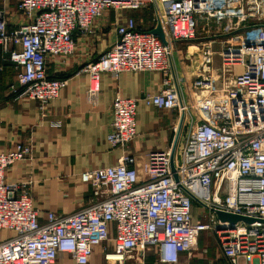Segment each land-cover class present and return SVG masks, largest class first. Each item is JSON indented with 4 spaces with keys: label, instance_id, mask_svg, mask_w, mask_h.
<instances>
[{
    "label": "built area",
    "instance_id": "2783aa9c",
    "mask_svg": "<svg viewBox=\"0 0 264 264\" xmlns=\"http://www.w3.org/2000/svg\"><path fill=\"white\" fill-rule=\"evenodd\" d=\"M18 7L28 20L13 29L0 9V46L19 69L14 94L38 101L42 117L69 84L48 75L49 59L73 55L75 31L88 36L96 19L111 10L150 11L153 26L145 29L133 17L116 24L115 42L80 69L89 75V102L97 103L103 73L116 78L161 72L160 92L142 100L180 115L188 110L185 83L196 95L210 94L197 96L194 106L204 116H182L175 129L177 142L187 127L180 161L173 144L149 152L140 167L133 155L123 154L116 165L86 170L82 181L105 190V198L66 216L48 212L43 223L28 191L31 181L6 179L12 165L32 157V144L1 152L0 264H55L61 253L75 264H92L98 246L104 264H140L147 250L160 263L178 264L212 229L226 264H264V0H18ZM201 14L228 19L232 36L219 51L216 36H198ZM158 26L166 41L153 33ZM178 42L187 46L185 58L174 46ZM217 53L224 66L235 69L230 88L215 87ZM138 102L114 99L107 137L112 148L125 149L138 136ZM195 204L208 210L210 222L194 221ZM218 211L255 221L231 225L219 220ZM5 230L12 235L3 237Z\"/></svg>",
    "mask_w": 264,
    "mask_h": 264
},
{
    "label": "crops",
    "instance_id": "0c3cea01",
    "mask_svg": "<svg viewBox=\"0 0 264 264\" xmlns=\"http://www.w3.org/2000/svg\"><path fill=\"white\" fill-rule=\"evenodd\" d=\"M0 9L7 12L11 29L28 20L19 9L18 0H0ZM144 12L106 11L96 19L93 32L88 36L75 31L74 54L70 57H51L48 61V75L67 78L69 84L51 102L45 117L41 116L38 101L19 99L14 94L12 85L17 84L19 69L0 46V153L13 149L20 142H29L33 146L32 157L12 165L6 172V179L9 183L31 181L28 191L41 223L46 221L48 212L66 216L105 198V190H97L90 183L82 181L80 175L86 170L116 165L123 154L133 155L136 165L140 167L147 161L149 152L165 151L173 144L180 161L183 140L175 141L176 127L182 116L186 119L204 116L203 111L194 109V106L197 96L203 98L210 93L196 95L189 83L182 87L184 102L188 105L185 115H180L176 109H158L147 105L142 98L161 90L162 74L159 71L123 72L116 78L110 73H103L97 103L88 101L89 75L80 72V69L111 47L117 37L118 22L133 17L145 29H151L153 25L147 27L151 19L145 20L142 17ZM174 46L185 58L186 44L176 43ZM214 49L220 50L215 46ZM187 63L183 61V72L189 80L191 75ZM214 64L217 69L216 89L230 88L234 82V67L224 66L219 53L215 55ZM118 95L139 99L138 136L125 149L112 148L107 140L111 130L112 103ZM202 216H206L205 211ZM193 217L196 222L204 221L194 212ZM6 231H3V237L12 235L11 232L4 234ZM111 234L115 235L114 225H111ZM187 255L181 254L180 259ZM55 264H75V261L70 255L61 253Z\"/></svg>",
    "mask_w": 264,
    "mask_h": 264
},
{
    "label": "rangeland",
    "instance_id": "374dc122",
    "mask_svg": "<svg viewBox=\"0 0 264 264\" xmlns=\"http://www.w3.org/2000/svg\"><path fill=\"white\" fill-rule=\"evenodd\" d=\"M141 16V12L139 13ZM151 13L144 12L142 13V17L147 20V19H152ZM227 20L226 18L223 19H207L205 15L201 14L198 16V21H199V29H198V36L201 39H209L210 37H215L217 41H215L214 46L217 49H221L223 45L226 43L227 40L230 39L232 36V32L229 31V28L227 26ZM152 25V20H150V23L147 24V27H151ZM219 36V37H218ZM178 44H180L178 42ZM183 45V43H182ZM186 130L187 127L183 126L181 130V135H180V140H183V145L185 141V136H186ZM206 216L203 217L202 215L204 214V211ZM194 214L198 216L200 219H203L205 222H210L209 218V212L207 209L203 208L202 206L195 205ZM203 221V222H204ZM4 234L9 235L10 232L6 231ZM144 259L143 263L140 264H164L160 263L157 261L156 254L154 253L153 250H147L144 253ZM94 264H104L103 261V254H102V247L98 246L96 247L95 254H94V259H93ZM131 264V262L129 263ZM135 264H139L135 262ZM178 264H226L223 261V257L221 254L220 250V245H219V238L218 234L215 230H209V231H204L199 238L197 248L192 251L191 254H188L184 259H180Z\"/></svg>",
    "mask_w": 264,
    "mask_h": 264
},
{
    "label": "water",
    "instance_id": "95a60500",
    "mask_svg": "<svg viewBox=\"0 0 264 264\" xmlns=\"http://www.w3.org/2000/svg\"><path fill=\"white\" fill-rule=\"evenodd\" d=\"M153 33L156 35H159L164 41L165 40V35L163 30L161 29L160 26H158V28L153 30ZM218 218L220 221L224 222V221H228L230 222L231 225L236 224L239 221H245L248 223L254 222L255 219L254 218H248V217H244V216H239V215H235V214H230V213H226V212H222V211H218L217 212Z\"/></svg>",
    "mask_w": 264,
    "mask_h": 264
},
{
    "label": "trees",
    "instance_id": "16d2710c",
    "mask_svg": "<svg viewBox=\"0 0 264 264\" xmlns=\"http://www.w3.org/2000/svg\"><path fill=\"white\" fill-rule=\"evenodd\" d=\"M143 11H147V10H143Z\"/></svg>",
    "mask_w": 264,
    "mask_h": 264
}]
</instances>
